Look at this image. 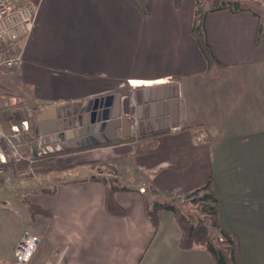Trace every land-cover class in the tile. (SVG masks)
Returning <instances> with one entry per match:
<instances>
[{"label": "crops", "instance_id": "obj_1", "mask_svg": "<svg viewBox=\"0 0 264 264\" xmlns=\"http://www.w3.org/2000/svg\"><path fill=\"white\" fill-rule=\"evenodd\" d=\"M15 1L37 11L33 31L17 45L22 60L12 77L34 120L29 146L34 156L32 142L55 152L33 160L53 158L63 177L35 200L0 189V264H13L26 233L41 238L35 264L61 256L60 264H216L203 247H179L172 212L159 213L154 231L144 208V196L180 201L208 180L220 201L219 226L236 240L237 264H264V31L257 12L202 9L220 63L208 69L191 33L195 0L179 7L148 0V15L135 0ZM116 95L129 132L120 127L115 140L88 144L89 134L77 131L94 112L100 121L105 110L108 121ZM48 108L56 111L53 123L38 118ZM95 163L121 171L114 179L130 191L113 198L123 217L107 212L105 186L90 180ZM29 203L50 215L32 216Z\"/></svg>", "mask_w": 264, "mask_h": 264}, {"label": "trees", "instance_id": "obj_2", "mask_svg": "<svg viewBox=\"0 0 264 264\" xmlns=\"http://www.w3.org/2000/svg\"><path fill=\"white\" fill-rule=\"evenodd\" d=\"M142 12L145 15L149 14L148 0H135ZM182 0H174V6L179 7ZM197 8L192 25V36L198 44V47L203 54L208 69L212 65H220L210 52L204 34V19L205 13L200 7L199 0H195ZM228 9L233 12L246 11L247 9L240 5L238 1H222L213 10ZM255 15V14H254ZM256 16V15H255ZM258 31H261L260 23ZM260 36L257 37L256 43L259 42ZM154 135L153 133L149 136ZM33 159H40V157H33ZM48 163V161H46ZM45 162V164H46ZM3 169L4 164L0 165ZM51 168H55L52 165ZM93 182L102 183L105 188V208L109 214L115 217H123L125 210L114 201V194L117 192H129L126 187L119 186L116 181L108 180L100 177L92 176L90 178ZM149 190L156 193V189L151 185ZM46 193V192H45ZM186 204L196 211L194 220H191L189 215L183 210V205L172 200L150 201L144 196L145 214L151 221L154 231H157L159 220L158 215L161 211H169L174 214L176 223L181 231L179 247L183 250H190L195 247H203L206 249L216 264H237L236 262V240L235 238L225 232L218 222L220 201L216 191L212 186L211 180H208L203 186L193 190L184 198ZM28 208L32 216L47 214L43 209L37 205L28 204Z\"/></svg>", "mask_w": 264, "mask_h": 264}, {"label": "rangeland", "instance_id": "obj_3", "mask_svg": "<svg viewBox=\"0 0 264 264\" xmlns=\"http://www.w3.org/2000/svg\"><path fill=\"white\" fill-rule=\"evenodd\" d=\"M222 1L227 0H199L202 9H213ZM240 5L251 8L258 14L260 28L264 31V0H238ZM33 31V30H32ZM12 71H0V153L5 159L2 177V195L4 197L15 196L26 200H35L37 195L49 194L53 188V183L63 177L62 173L55 166L54 160L49 159L48 163L40 164L33 160V157L51 156L54 153L46 152L42 142H32L35 156L29 146L36 129L33 128V119L27 114V96L20 87H17L12 79ZM31 127L25 129L24 124ZM18 126V131L13 132L11 127ZM13 145L18 146V151L23 155L19 157L13 153ZM39 145V148H38ZM42 151H45L44 154ZM53 156V155H52ZM39 160V159H36ZM57 162V161H56ZM95 177H100L111 182L115 181L114 175L119 176L118 166L93 164ZM118 170V171H117ZM120 177V176H119ZM121 179V177H120ZM138 179V178H137ZM135 180V179H134ZM46 192V193H45ZM177 203L183 205V210L194 220L196 211L188 206L184 198ZM16 248V247H15ZM38 254V252H37ZM37 256V255H36Z\"/></svg>", "mask_w": 264, "mask_h": 264}, {"label": "built area", "instance_id": "obj_4", "mask_svg": "<svg viewBox=\"0 0 264 264\" xmlns=\"http://www.w3.org/2000/svg\"><path fill=\"white\" fill-rule=\"evenodd\" d=\"M37 11L28 4L18 3L15 0H0V71H12L21 66V52L17 45L31 34L36 22ZM25 129L27 128L24 124ZM13 132L18 126L11 127ZM13 153L19 157L23 155L18 146L13 145ZM5 163L0 153V165ZM3 169L0 166V184L2 183ZM144 192V188L140 189ZM41 244V238L32 233L21 237L14 251L13 264H35V257ZM62 256L56 261H47L43 264H60Z\"/></svg>", "mask_w": 264, "mask_h": 264}, {"label": "water", "instance_id": "obj_5", "mask_svg": "<svg viewBox=\"0 0 264 264\" xmlns=\"http://www.w3.org/2000/svg\"><path fill=\"white\" fill-rule=\"evenodd\" d=\"M97 106V105H96ZM106 106V105H105ZM103 112V114H102ZM101 112L102 117L100 121L95 120L97 112L92 113V118L90 119V123L84 121L83 126L77 131L80 136L88 135V144H99L107 140H115L116 139V129L122 128L125 133L129 132V120L126 117H120V95H116L112 104V108L109 113V120L107 121L105 110ZM56 111L54 108H48L42 110L38 113V118L43 122L45 120H49L53 123L56 119ZM171 120L172 124L176 125L177 123V101H173L171 108ZM107 121V122H106ZM105 131V134L102 138L99 139L98 133ZM35 154V153H34Z\"/></svg>", "mask_w": 264, "mask_h": 264}]
</instances>
